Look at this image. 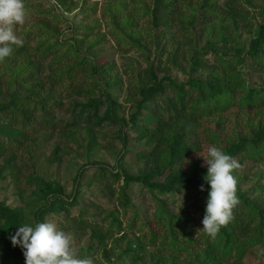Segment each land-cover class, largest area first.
Wrapping results in <instances>:
<instances>
[{"label":"trees","instance_id":"trees-1","mask_svg":"<svg viewBox=\"0 0 264 264\" xmlns=\"http://www.w3.org/2000/svg\"><path fill=\"white\" fill-rule=\"evenodd\" d=\"M50 1L56 6L62 5L66 9V0H62L65 4L61 0L59 1L63 4L55 3V0ZM118 2L120 1H108L107 3L111 5V8H106L105 13L107 15L110 13L114 14V12L118 14L120 8L117 9L116 6L121 5ZM213 4L212 0H198L195 3H191L188 13L185 15L178 14L180 26L184 29L183 33L176 32L187 43L184 46H189L191 45L192 37L187 36L185 32L193 31L196 27H202V31L211 27L214 34L206 39L207 43L226 45L228 43L230 45L229 48L235 50L234 54L227 60L223 59L222 56L214 58L222 72L218 73L217 70L211 69L208 74L212 79L208 81H199L193 78L195 71L192 70L198 65L194 61H191L190 64L187 59L183 60L189 64L190 73L185 82L176 83L169 76L158 78L153 61L146 57L143 51L140 42V31L131 32L130 19H127L129 20L127 22L128 25L124 29H118V27L112 29L111 36L118 46L128 43L129 48H135L143 56L145 55L143 60L145 68L141 71L142 82L133 80L136 84L132 91H127L125 102H130L131 105L125 122L120 121L113 113L118 108L114 94L116 93V88L122 83L115 72L108 68L98 67L91 57L78 53L72 44L71 46L70 44L64 45L63 47L69 46V48L63 53L60 52L63 47L58 42L61 41V39H58V31L55 33L56 40H54L45 31L46 27L44 24H40L44 29L41 26L29 28L24 23L14 26L15 34L23 41V44L17 47L13 45L11 54L0 60L2 62L0 76L5 78L7 89L17 82L20 84V88L25 85V89L29 90L31 94L14 93L9 99L0 101V116L4 118L0 122V164L5 163L8 165L11 163L12 154L7 155V152H14L24 147L28 148V144L32 142V140L30 141L27 138L28 135L31 136L47 131L52 134V130L58 126L51 114V109L56 105L62 110L64 108V111L67 114L69 113L71 118L65 126L62 124L59 126L61 130L65 127L72 128L83 119L85 126H90V128L94 129L101 127L102 124L111 123L116 125L115 122H120L118 137L123 143V148L120 151L121 153L119 152L120 156L117 159L118 166L122 164L123 159L129 154L128 149L125 150L127 135L122 130V128H125L130 132H139L137 141H146L150 144L137 154V157L146 166L150 167V170L147 173H139L133 176L127 174L124 170L114 172V169H110L102 163L93 164L90 168L100 172L101 178H108L113 182L122 180V188L117 195L119 199H123L120 205L122 211L126 212L132 208L125 190L130 183H135L150 197H153V194H168L175 189L186 190L188 194L193 195L194 200L201 199L198 207L200 209L197 210L202 212V220L208 187L207 183L202 179L206 172V167H200L197 160H195L194 164L188 161V157L194 151V147L188 146L181 141V138L185 137V135L180 136V133L176 131V127L182 124L180 116L185 115L187 112L189 118L195 121H199L203 119L202 116H206L208 122H212V120L215 122V118H217V128L219 129L220 121L224 119L221 112L223 110L225 112L231 106L237 105V110L231 114H236V120L238 115H241V124L236 123L233 125L234 127H230L228 135L224 139L215 131L203 130L202 134L207 139V143L221 148L227 155L235 159L239 165L244 160H264V22L260 26L258 35L249 40L246 52L240 56L241 45L236 39L235 33L229 28L230 25L227 26V21L230 15L241 19L242 13H232L224 18L217 16L213 20L210 15H217L216 8L212 9L211 7ZM260 4V15L264 18V0H261ZM122 7L123 5H121ZM166 8V10H170L171 6ZM49 13L52 15L53 12L51 10L48 11L47 16L51 17ZM143 14L148 15L151 19V22L144 27V30L152 33L153 28H158L160 30L158 35L165 40L166 35L164 34L166 31L160 25L159 17L155 16L154 11L152 13L147 8ZM115 20L120 21V19L116 18ZM160 20H165L167 25L170 24L165 18ZM57 23H61V20ZM77 27L68 26L67 28L71 34L75 35ZM83 30L85 33H90L93 29L83 28ZM129 31L130 33H128ZM176 33H174L175 37ZM84 36L81 38L82 42ZM41 37H46V39L42 41L40 40ZM64 42L62 43L65 44ZM102 42L105 44V41ZM32 43L36 44L34 49H30ZM99 43L100 40L95 39V42L91 45L94 46ZM164 48L167 49V46H163L160 51L161 55L165 51ZM178 49L180 48H177L174 42H170V46L166 50L168 63H170L171 57V63L173 64ZM180 50L182 57L186 58L185 51ZM208 51L213 54L216 49L211 47ZM32 52L34 54H31ZM198 57L204 59L206 52L194 49L190 60ZM245 62L261 69L259 71L263 77L257 81L258 83H250L248 85L244 79L246 74L237 71L238 66ZM45 67H48L52 73L50 78H45L46 82L44 83L49 89L47 93L41 95L42 85L39 82L35 85L31 84L29 87L26 85L34 80L36 74L41 73ZM27 71H30V73L28 74ZM125 72L129 73L131 71ZM165 84L171 90H165ZM166 91H170L171 95H166ZM236 92L239 93L237 103L234 101ZM53 93L59 94V96L67 95L68 97L76 95L82 98V101L70 100L64 103L63 100L53 98ZM159 98L162 99V102L159 101ZM148 104L151 107L148 111L155 121L153 123L146 120V117L145 120L143 119L144 109ZM101 108H105V113L102 117H99ZM249 108L253 109L250 110ZM211 115H215V117L211 118ZM3 122L5 126L2 125ZM8 125H12V127ZM237 126H239V129L236 128ZM179 131L181 134L183 133L181 129ZM186 161L187 164L189 162L188 169L184 168L187 165ZM24 166L25 163L21 168H24ZM9 168L14 167L10 166ZM238 170L239 168L234 170V176ZM93 171H91L92 177L88 178V182L98 184L94 178ZM0 172H5L4 167L0 168ZM81 175H78L79 181ZM36 176L32 175L29 181L36 186L38 192L42 195L43 201L45 202V200L49 199V202L33 213L34 220L42 222L44 214L53 212L59 214L63 210H67V206L75 205V198L71 201L59 198L60 192L56 187ZM238 178L235 176L236 185ZM201 185H203L204 191L199 190ZM141 195L144 201L147 200L144 194ZM236 195L239 203L233 209V218L227 224L221 226L214 237H210L203 230H200V237L196 238L192 225H187L158 203L156 211H154L155 214H152V219L161 228L158 231L154 223H145L148 232L144 235V240L139 242L141 239L138 237L134 242V248H131L132 243L125 247L126 253L143 252L147 247H154L157 242L156 246L160 247L155 253L157 254L156 260L158 264L168 263V261L170 262L169 264H173L175 258H172L171 255L175 257L180 253H186L191 264H240L248 254L256 255L264 264V254L258 253L260 249H264V208H260L255 202L249 201L245 193L237 188ZM105 218L106 221L110 220L111 223L104 233L112 234L113 230L121 231V223L116 218V212H109ZM131 220H135V218ZM1 221L4 224L0 227V232L6 235L4 240L10 244V237L14 234L16 227L22 225V217L16 210H10L0 205ZM96 225L94 223L89 227L95 230L98 229ZM197 244H201L203 248L200 250L195 249ZM15 249L17 251V260L12 264H24L22 249L18 246H15ZM164 251L167 253H164ZM192 252H196L193 258L190 257ZM0 264L10 263L0 260Z\"/></svg>","mask_w":264,"mask_h":264},{"label":"rangeland","instance_id":"rangeland-1","mask_svg":"<svg viewBox=\"0 0 264 264\" xmlns=\"http://www.w3.org/2000/svg\"><path fill=\"white\" fill-rule=\"evenodd\" d=\"M55 1V3H64L62 0L63 3L59 0ZM108 1L115 0H66V4L64 3L66 5L65 9L64 6H56L50 0H24L26 9L24 25L29 28H35L41 26L40 24H44L46 27L45 31L54 40H56L55 33L58 31V39H61L62 42L66 41L64 42L65 44L58 41L62 44V47L66 44H70V46L72 44L78 53L91 57L98 67L108 68L115 72L122 83L116 88V93L114 94L118 108L113 113L120 121L125 122L129 114L131 103L125 102L127 91H132L136 82H142L141 71L145 68V62H143L145 55L153 61L158 78L169 76L173 81L179 83L185 82L190 73L189 64L183 59H187V62L190 61V64L191 61H194L198 65L192 70L195 71L193 78L199 81H208L212 79L208 74L211 69L217 70L218 73L222 72L214 58L222 56L223 59L227 60L234 54L235 50L229 48L230 45L228 43L227 45L207 43L206 39L214 34L211 27L204 31H202V27H196L193 31L185 32L187 36L192 37V42L190 43L191 45L184 46L187 43L176 33H183L184 31L180 26L178 14L185 15L188 13L190 4L198 0H119L120 2L118 3L123 5V7L121 8V5L116 6L117 9L120 8L118 14L114 12V14L110 13L107 15L105 9L111 8V5L107 3ZM212 2L214 3L211 6L212 9L216 8L217 10V15H210L213 20L217 16L224 18L232 13H242L241 19L230 15L227 21V26L230 25L229 28L235 33L236 39L241 45L239 54L242 56L246 52L249 40L258 35L260 26L264 22L259 8L261 0H212ZM167 6H171V9L166 10ZM147 8L152 13L154 11L155 16L159 17L160 25L166 31L164 34L166 35L165 40L158 35L160 33L158 28H153L152 33L144 30V27L151 22L150 12L149 16L143 14ZM49 10L53 12L52 15L49 13L51 17L47 16ZM115 18L120 19V21L118 22ZM128 18L130 19L131 32L140 31V42L145 53L144 56L136 51L135 48H129L128 43L118 46L111 36L114 27L124 29L128 25ZM162 18L167 19L170 24L167 25L165 20H160ZM59 20H61V23L58 24ZM68 26L79 27H77L75 35L71 34L67 28ZM41 27L43 28V26ZM83 28H92L93 30L90 33H85ZM174 33H176V37ZM83 36L82 42L81 38ZM45 39L46 37H41L40 40L44 41ZM95 39H99L100 43L92 46L91 44L95 42ZM102 41H105V44ZM170 42H174L177 48L184 50L186 58L182 57L180 54L181 50L178 49L173 64L171 63V57L170 63H168L166 50L169 48ZM35 45L32 43L30 49H34ZM164 45L167 46V49L164 48L165 51L161 55L160 51ZM211 47L216 49L213 54L208 51ZM67 48L69 46L63 47L60 52L63 53ZM194 49L206 52V57L204 59L198 57L190 60ZM31 54L34 53L32 52ZM1 64L2 62H0V73L2 72ZM237 69L242 74H246L244 79L248 85L250 83H258L257 81L263 77L259 71L261 69L254 65H249L247 62L238 66ZM125 71L131 72L126 73ZM27 73L29 74L30 71H27ZM51 73L48 67L43 68L41 73L36 74L34 80H30L32 83L28 82L26 86L29 87L31 84L35 85L39 82L42 85L41 95L47 93L49 88L44 83L46 82L45 78H50ZM133 80H136V82ZM5 83V78L0 76V101L9 99L14 93L31 94L29 90L25 89V85L20 88V84L16 82L7 89ZM164 89L171 90L166 84ZM238 94V92L235 93V103H237ZM166 95L170 96L171 92L166 91ZM52 97L63 100L64 103L70 100L82 101V98L76 95L68 97L67 95L59 96V94L53 93ZM159 101L162 102V99L159 98ZM150 108L149 104L145 107L143 119L147 118L146 120L153 123L155 122L154 118L148 111ZM236 110L237 105L231 106L225 112H223L224 110L221 112L224 119L220 121L219 129L217 128V118H215V122L214 120L208 122L206 116H202L203 119L199 121L189 118L187 112L185 115L180 116L182 124L176 127V131L180 133V136L185 135V137L181 138V141L188 146L194 147V151L188 157V161L191 164H194L195 160H197L200 167H206L203 165L202 158L197 156V154L206 156L207 147L210 145L207 143L202 131H215L224 139L228 135L230 127H234L233 125L236 123L241 124L242 116L238 115L236 120V114H231ZM104 113L105 108H101L98 116L102 117ZM51 114L54 117V121L58 123V126L52 130V134L47 131L31 136L28 135L27 138L30 141L32 140L28 144V148L24 147L14 152H7V155L12 154L11 163L8 165L4 162V164H0V168L4 167L5 170L3 173L0 172V205L10 210H16L22 217V225H34L37 223V220L33 218V213L49 202V199L45 200V202L43 201L42 195H40L36 186L29 181L32 175H37L59 190V198L61 197L68 201L75 198L76 201L75 205L67 206V210H63L59 214L55 212L44 214L42 222H54L58 230L70 234L73 238L72 248L76 256L78 258H91L93 264H158L156 260L157 254L155 253L160 247L156 246L157 242L154 247H147L143 252L126 253L125 250V247L130 243H132L131 248H134V242L138 237L141 239L139 242L144 240L143 237L148 232L145 223H154L157 226L156 230L159 231L160 225L152 219V214H155L154 211H156L158 203L187 225H192L195 237H200L202 212L197 210L200 209L198 208L200 198L194 200L193 195L188 194L186 190L176 189L168 194H153V197H150L146 195V192L138 184L130 183L125 192L130 199L132 208L123 212L120 208L123 199H119L117 196L122 188V180L113 182L108 178H101L100 172L90 168L93 164L102 163L108 168L114 169V172L124 170L127 174L133 176L139 173H147L150 167L146 166L137 157V154L150 144L146 141H137L139 132H130L128 129L122 128L127 135L125 150L128 149L129 154L123 159L122 164L118 166L117 159L120 156L119 152L123 148V143L118 137L120 122H115L116 125L111 123L102 124L101 127L94 129L90 128V126H85L83 119L74 127H65L61 130L59 126L61 124L65 126L71 120L69 113L67 114L64 108L62 110L56 105L51 109ZM214 117L215 115H211V118ZM1 119L4 118L0 116V122ZM2 125L5 126V123L3 122ZM8 126L12 127V125ZM236 128L239 129V126ZM180 129L183 132L182 134L179 131ZM24 163V168H21ZM188 164L184 166L185 169H188ZM10 166L14 168H9ZM91 171H93L94 178L98 184L88 182V178L92 177ZM79 174H82L80 181L78 178ZM235 176L239 177L236 188L245 193L249 201L255 202L260 208H264V160H244ZM141 194H144L147 200L144 201ZM109 212H116V218L121 223L123 235L121 231L117 232L114 230L112 234L104 233L111 223L110 220L106 221L105 218ZM134 218L135 220H131ZM94 223L97 224L96 227L99 230H93L92 227H89ZM3 224L4 222L1 221L0 227ZM5 236V234L0 232V260L12 264L17 260V251L11 242L8 244L4 240ZM201 248H203L201 244H197L195 247L197 250ZM260 250L258 253H260ZM164 253L167 252L164 251ZM195 253L192 252L190 257L193 258ZM186 255V253H180L175 257L171 255L172 258H175L173 264H191ZM169 263V261L168 263L164 262V264ZM240 264H262V262L256 255L248 254Z\"/></svg>","mask_w":264,"mask_h":264},{"label":"clouds","instance_id":"clouds-1","mask_svg":"<svg viewBox=\"0 0 264 264\" xmlns=\"http://www.w3.org/2000/svg\"><path fill=\"white\" fill-rule=\"evenodd\" d=\"M25 16L24 0H0V60L11 54L13 45L23 44L15 34L14 26L23 24ZM197 156L206 166L202 179L208 186L201 229L214 237L220 227L233 218V209L239 203L233 173L240 165L214 145L207 147L206 156ZM199 190L204 191L203 185ZM10 242L22 249L24 264H93L91 258L76 256L72 236L58 230L51 221L16 227ZM259 254H264V249Z\"/></svg>","mask_w":264,"mask_h":264}]
</instances>
